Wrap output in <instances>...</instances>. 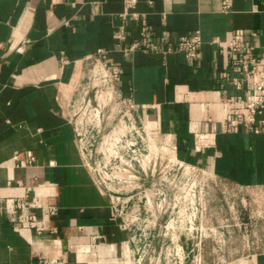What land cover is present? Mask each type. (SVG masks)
Segmentation results:
<instances>
[{"label": "crops", "instance_id": "crops-1", "mask_svg": "<svg viewBox=\"0 0 264 264\" xmlns=\"http://www.w3.org/2000/svg\"><path fill=\"white\" fill-rule=\"evenodd\" d=\"M227 1L0 0V264H133L69 119L99 50L149 147L250 191L264 214V128L235 117L242 93L219 50L235 36L264 69V0ZM196 34L188 59L178 39ZM224 264H264V250Z\"/></svg>", "mask_w": 264, "mask_h": 264}, {"label": "rangeland", "instance_id": "rangeland-1", "mask_svg": "<svg viewBox=\"0 0 264 264\" xmlns=\"http://www.w3.org/2000/svg\"><path fill=\"white\" fill-rule=\"evenodd\" d=\"M88 96L91 106L79 99L74 119L92 167L101 175L127 174V192L136 193L141 206L144 194L150 195L151 210L161 209L156 220L148 213L150 226L153 220L161 227L174 221V230H152L157 236L141 264H224L264 250V214L250 191L147 151L122 106L96 103L94 89Z\"/></svg>", "mask_w": 264, "mask_h": 264}, {"label": "built area", "instance_id": "built-area-1", "mask_svg": "<svg viewBox=\"0 0 264 264\" xmlns=\"http://www.w3.org/2000/svg\"><path fill=\"white\" fill-rule=\"evenodd\" d=\"M135 2L136 0H125L127 8L132 7ZM223 9H229L227 0H223ZM200 43V36L198 34L182 35L178 39L177 48L185 52L186 58L193 59L198 57ZM151 49L156 50V47L152 46ZM170 50L171 48H167V51ZM219 50L220 52L226 53L232 60L231 64L228 66L227 72L224 74L225 79H227L237 91L242 93L238 99L228 101L229 105L235 109V117L242 121L243 130L261 131L260 128H264V69L262 65L259 64L254 56L253 48L242 43L235 36L229 37L225 42H219ZM104 56L102 51L99 50L95 55L86 58V72H84L83 77L75 87V95L72 99L69 119L75 125L77 140L85 164L95 175L97 183L108 191L113 216L119 217L123 227L127 230V242L129 244L131 260L133 264H141V261L144 259V250L156 239L155 236H157V234L155 235L152 233V230H156L157 233L160 232L161 228H170L174 230V221L168 223L170 227H168V224L163 227H161V224L157 225L155 220L158 215L161 214V209L157 208L155 212L151 210L149 201L150 195L148 193L144 194L146 199L145 204H142V206L134 200L137 198L135 196L136 193H132V191L127 192V174L123 176L101 175L92 167L90 159L87 158L85 154V149L79 136L80 132L78 125L74 119L78 107L77 101L80 99V103L85 101L88 106H91V97H86L88 91L94 89L93 99L96 103L100 104L102 101L110 102L113 100L117 102V105L122 106V109H125L124 115L127 122L133 127L135 134L141 140L147 151L166 157L187 168L197 169L203 173L209 172L184 164L148 146L145 140L144 129L137 119L133 102L129 98L123 97L118 87L117 82L120 76L119 69L112 63L107 64L104 61ZM85 78H87V80L83 81ZM242 108H245L246 112H243ZM31 160L32 159H29V162ZM123 170L125 169L123 168ZM139 198L141 199L142 196L140 195ZM149 212V216L155 219L151 222V226L150 220L148 219ZM152 212H154V214H152ZM170 241L172 243H177V239L175 238L173 240V237L170 238ZM58 263L64 264L63 261H59Z\"/></svg>", "mask_w": 264, "mask_h": 264}]
</instances>
